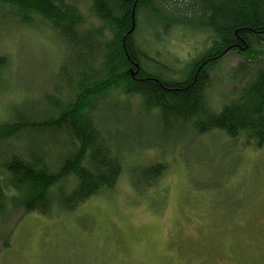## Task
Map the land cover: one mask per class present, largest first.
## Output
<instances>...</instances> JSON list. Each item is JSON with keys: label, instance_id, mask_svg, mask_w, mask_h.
Wrapping results in <instances>:
<instances>
[{"label": "rangeland", "instance_id": "1", "mask_svg": "<svg viewBox=\"0 0 264 264\" xmlns=\"http://www.w3.org/2000/svg\"><path fill=\"white\" fill-rule=\"evenodd\" d=\"M71 1L86 28L101 26L90 0ZM139 21L143 66L168 81L185 79L191 62L212 44L207 32L177 25L165 30L168 21L148 14ZM250 55L226 52L212 68L207 97L215 112L245 82L240 69L264 58ZM78 57L46 23L22 22L1 7L0 123L41 112L45 95L68 85L61 66ZM97 109L99 128L123 159L117 184L73 211L55 206L46 215L26 213L5 203L0 264H264V145L256 148L218 129L196 134L190 126L164 128L157 111L143 109L137 95L115 90ZM23 136L11 141V149L31 143ZM64 142L46 136L43 144L60 158L67 152ZM157 162L165 165L157 182L137 190L135 173Z\"/></svg>", "mask_w": 264, "mask_h": 264}, {"label": "trees", "instance_id": "2", "mask_svg": "<svg viewBox=\"0 0 264 264\" xmlns=\"http://www.w3.org/2000/svg\"><path fill=\"white\" fill-rule=\"evenodd\" d=\"M90 2V13L101 26L86 28L84 14L71 0H0V8H8L25 23L38 18L79 53L61 66L59 75L68 85L46 94L41 112L20 113L13 121L0 123V213L5 203L26 213L46 215L55 206L73 211L115 187L123 159L94 116L98 102L106 101L113 90L137 95L143 109L157 111L164 128L190 126L196 134L218 129L231 138L242 136L256 148L264 145V58L255 57L254 67L240 69L245 82L219 112L207 97L211 70L226 52L246 58L264 54V0ZM144 14L168 21L165 30L177 25L209 33L212 44L191 62L185 79L168 81L143 66L146 54L136 33ZM23 135L31 143L23 151L11 149V141ZM46 136L63 138L66 154L53 157L51 147L43 144ZM164 170L162 162L142 167L132 184L139 191L151 188ZM71 179L74 184L68 188Z\"/></svg>", "mask_w": 264, "mask_h": 264}, {"label": "water", "instance_id": "3", "mask_svg": "<svg viewBox=\"0 0 264 264\" xmlns=\"http://www.w3.org/2000/svg\"><path fill=\"white\" fill-rule=\"evenodd\" d=\"M133 28H134V25H133Z\"/></svg>", "mask_w": 264, "mask_h": 264}]
</instances>
